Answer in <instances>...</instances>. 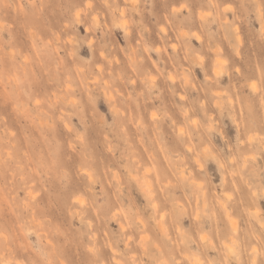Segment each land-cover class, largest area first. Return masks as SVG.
<instances>
[{
  "label": "clouds",
  "instance_id": "1",
  "mask_svg": "<svg viewBox=\"0 0 264 264\" xmlns=\"http://www.w3.org/2000/svg\"><path fill=\"white\" fill-rule=\"evenodd\" d=\"M0 264H264V0H0Z\"/></svg>",
  "mask_w": 264,
  "mask_h": 264
}]
</instances>
